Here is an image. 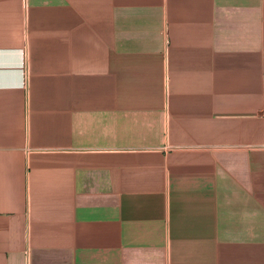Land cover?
<instances>
[{
    "label": "crops",
    "instance_id": "1",
    "mask_svg": "<svg viewBox=\"0 0 264 264\" xmlns=\"http://www.w3.org/2000/svg\"><path fill=\"white\" fill-rule=\"evenodd\" d=\"M0 264H264V0H0Z\"/></svg>",
    "mask_w": 264,
    "mask_h": 264
}]
</instances>
